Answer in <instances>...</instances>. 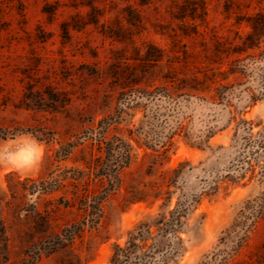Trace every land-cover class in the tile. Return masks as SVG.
I'll use <instances>...</instances> for the list:
<instances>
[{"label": "rangeland", "instance_id": "1", "mask_svg": "<svg viewBox=\"0 0 264 264\" xmlns=\"http://www.w3.org/2000/svg\"><path fill=\"white\" fill-rule=\"evenodd\" d=\"M233 115L264 125V0H0V144L43 145L37 166L0 167V264H106L186 204L166 264H264V151L236 178Z\"/></svg>", "mask_w": 264, "mask_h": 264}, {"label": "trees", "instance_id": "2", "mask_svg": "<svg viewBox=\"0 0 264 264\" xmlns=\"http://www.w3.org/2000/svg\"><path fill=\"white\" fill-rule=\"evenodd\" d=\"M225 89H227V85L222 84L210 88V100H222L226 95ZM231 120L235 121V132L241 134L240 157L245 152L247 154L241 157L245 161L246 168L243 172L238 173L236 178L243 179L247 177L250 180L256 176L257 164L253 163L256 158L253 155L264 151V125L256 124L260 127L254 131V124L250 120L238 119L237 121L235 115L231 116ZM126 157L128 158L129 155L126 154ZM236 158L240 161L239 156ZM245 158L247 159L244 160ZM186 164H188L186 161L180 162L177 167L170 170L167 176L163 177L166 187L174 184L175 179L183 172ZM259 173L264 176V171H259ZM217 183L215 182L211 186L213 190L218 187ZM165 193H169V191ZM188 205L177 206L167 212L149 215L146 220L137 223L128 232L122 245L115 243L112 246L111 255L106 264H166L172 256L179 252L181 239L177 232L181 224V217L186 212ZM1 233L2 226L0 225ZM55 237L56 242L53 246L55 250L63 247L71 248L74 245L75 234H56ZM39 257L40 255L37 256V259ZM35 262L36 260H31L26 264H35ZM82 263V257L77 253H72L61 264ZM22 264H25V261Z\"/></svg>", "mask_w": 264, "mask_h": 264}, {"label": "clouds", "instance_id": "3", "mask_svg": "<svg viewBox=\"0 0 264 264\" xmlns=\"http://www.w3.org/2000/svg\"><path fill=\"white\" fill-rule=\"evenodd\" d=\"M34 149L28 154L16 155L6 152L4 145L0 144V167L8 166L19 171L25 168H31L37 166L43 159V145L35 136L30 133Z\"/></svg>", "mask_w": 264, "mask_h": 264}]
</instances>
